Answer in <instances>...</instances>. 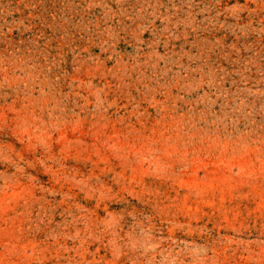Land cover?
I'll return each mask as SVG.
<instances>
[{"label":"rangeland","instance_id":"obj_1","mask_svg":"<svg viewBox=\"0 0 264 264\" xmlns=\"http://www.w3.org/2000/svg\"><path fill=\"white\" fill-rule=\"evenodd\" d=\"M0 264H264V0H0Z\"/></svg>","mask_w":264,"mask_h":264}]
</instances>
